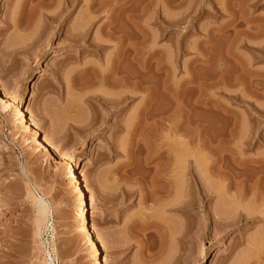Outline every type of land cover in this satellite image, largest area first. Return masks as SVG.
I'll return each instance as SVG.
<instances>
[{"label": "rangeland", "instance_id": "1", "mask_svg": "<svg viewBox=\"0 0 264 264\" xmlns=\"http://www.w3.org/2000/svg\"><path fill=\"white\" fill-rule=\"evenodd\" d=\"M0 264H264V0H0Z\"/></svg>", "mask_w": 264, "mask_h": 264}, {"label": "bare ground", "instance_id": "2", "mask_svg": "<svg viewBox=\"0 0 264 264\" xmlns=\"http://www.w3.org/2000/svg\"><path fill=\"white\" fill-rule=\"evenodd\" d=\"M75 1V0H74ZM68 3L69 4H71V0H68ZM72 3H73V1H72ZM133 5V4H132ZM72 6V5H71ZM70 7V6H69ZM133 8V7H132ZM133 10V9H132ZM133 14V13H132ZM133 18V17H132ZM223 29V28H222ZM219 31H221V30H219ZM223 32V31H222ZM259 33V32H258ZM257 33V34H258ZM263 33V32H262ZM110 34V33H109ZM248 34V33H247ZM254 34V33H253ZM125 35V34H124ZM250 35V34H249ZM255 35V34H254ZM122 36V35H121ZM127 36V35H126ZM251 36V35H250ZM253 36V35H252ZM123 37V36H122ZM258 37V36H257ZM245 38V37H244ZM238 39V38H237ZM234 40H236V39H234ZM243 40V39H242ZM248 41H250V40H248ZM235 42V41H234ZM243 42H245V41H243ZM97 42H95V43H92V45L90 46V47H95V51L96 52H100L101 51V48H100V45L99 44H96ZM242 43V42H241ZM240 43V44H241ZM244 44V43H243ZM247 44V43H246ZM245 44V45H246ZM103 45V44H102ZM236 46H237V44H236ZM103 50V49H102ZM258 54L260 55L261 54V51H259L258 52ZM136 57V56H135ZM115 59V58H114ZM117 59L118 58H116L114 61H112V63H107L106 64V68L104 67V69H102V68H98V66L97 67H95L94 65H91V63L90 64H88L87 62L88 61H85V63L83 64V71L85 72V74H87V76L86 77H88V79H91V80H89L91 83H92V85L94 84V83H102V84H100V85H106L107 87H112V88H114V87H118V86H121V85H123V83H124V81H127L128 83H132V86H133V84L136 86V84H139L137 81L135 82L134 81V79L135 78H138L135 74H128V76H126V74H124L125 76H122V77H118L117 75H115V76H117V77H115V76H112L113 75V73H118V71H119V62H117ZM132 59H133V57H132ZM135 59V58H134ZM112 60V59H111ZM132 62V61H131ZM134 64V63H133ZM136 65V64H135ZM244 66V65H243ZM242 66V67H243ZM220 71V73H218L219 74V77L217 78L218 79V83L221 85H223V83H224V81H225V78L226 77H224V74L226 73H224V71L222 72V69L221 70H219ZM243 71H245L244 69H243ZM246 72V71H245ZM226 76V75H225ZM227 76H228V73H227ZM90 77V78H89ZM230 77H231V75H230ZM223 79H224V81H223ZM227 79H228V77H227ZM226 79V80H227ZM229 79H231V78H229ZM238 79V78H237ZM137 80V79H136ZM88 81V82H89ZM230 81V80H229ZM228 81V82H229ZM86 83V82H85ZM91 83H89V85H91ZM217 83V82H216ZM231 83V82H230ZM88 84V83H87ZM218 84V85H219ZM91 85V86H92ZM251 85V84H250ZM88 86V85H87ZM104 88H106V87H104ZM128 91V90H127ZM130 91H131V89H130ZM129 91V92H130ZM134 91V90H133ZM120 93V92H119ZM118 93V95H117V97L115 96V98H110L109 97V95H108V98H106V97H102L100 94H99V99L101 98V101L102 102H104V104L105 105H118V104H120V102H123L122 100H124V99H126L127 97H128V95H130V93L128 94V95H126V96H122V94H119ZM126 93V92H125ZM125 93H123V95L125 94ZM133 93V92H132ZM131 93V94H132ZM115 94V93H114ZM117 94V93H116ZM103 95V94H102ZM104 96V95H103ZM113 96V97H114ZM93 97H94V95H93ZM95 97H96V95H95ZM97 98H98V96H97ZM128 99V98H127ZM103 104V103H102ZM255 110L257 111V109L255 108ZM259 110V109H258ZM27 111V110H26ZM260 112V111H259ZM258 112V113H259ZM19 113H20V111H19ZM24 114V113H23ZM31 120V119H30ZM24 123V122H23ZM34 123V122H33ZM27 125V124H26ZM26 128V127H25ZM28 129V128H27ZM27 131V130H26ZM31 132V131H30ZM36 134V133H35ZM36 136V135H35ZM43 138V137H42ZM43 141H46L45 139L43 140ZM42 142V141H41ZM38 144V143H37ZM41 144V143H40ZM49 144V143H48ZM53 145V144H52ZM51 146V145H50ZM53 147H55V148H53V149H57L56 151H58L59 153L58 154H61L60 156H62V158H63V156L65 155L66 156V154L68 155V153L67 152H65V151H63L64 149H62V148H59L58 146H56V145H54ZM47 149V148H46ZM178 157H179V154L177 155ZM66 158V157H65ZM176 160H178L177 158H176ZM184 157L182 156L181 157V153H180V158H179V163H183L184 161ZM254 161H256V160H254ZM187 162V161H186ZM258 162V161H257ZM256 162V163H257ZM255 163V162H254ZM180 164H178V166H179ZM183 165V164H182ZM255 166V165H254ZM253 166V167H254ZM179 168V167H178ZM259 169V168H258ZM180 170H181V168H180ZM183 170H184V168H183ZM182 170V171H183ZM83 174V173H82ZM73 178V177H72ZM261 179V178H260ZM258 183V182H257ZM256 183V184H257ZM75 184V183H74ZM85 185V184H84ZM86 186V185H85ZM258 186V185H257ZM183 187V186H182ZM77 189H79V188H77ZM80 196V195H79ZM179 199V198H178ZM184 203V202H183ZM178 205H180V204H178ZM84 214H85V211H84V208L82 209V215H83V218H84ZM239 217V216H238ZM234 218V217H233ZM232 224V223H231ZM85 226V225H84ZM85 228H86V226H85ZM84 230V229H83ZM86 233V232H85ZM89 234V233H88ZM96 234V233H95ZM89 238V237H88ZM90 240V239H89ZM91 241L93 242L92 244H94L95 243V240H94V238L91 236ZM90 245V244H89ZM91 247H95V246H91ZM101 248H102V246H101ZM93 249V248H92ZM105 259V258H104ZM104 261V260H103Z\"/></svg>", "mask_w": 264, "mask_h": 264}]
</instances>
